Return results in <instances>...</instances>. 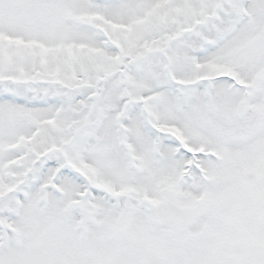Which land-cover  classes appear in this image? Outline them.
<instances>
[{
  "label": "snow or ice",
  "instance_id": "snow-or-ice-1",
  "mask_svg": "<svg viewBox=\"0 0 264 264\" xmlns=\"http://www.w3.org/2000/svg\"><path fill=\"white\" fill-rule=\"evenodd\" d=\"M0 264H264V0H0Z\"/></svg>",
  "mask_w": 264,
  "mask_h": 264
}]
</instances>
